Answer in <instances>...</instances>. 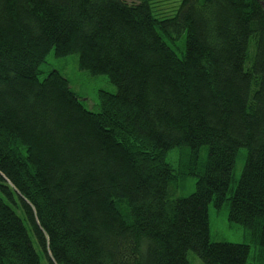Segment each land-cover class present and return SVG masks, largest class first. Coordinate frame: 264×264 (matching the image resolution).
Listing matches in <instances>:
<instances>
[{
    "label": "trees",
    "instance_id": "1",
    "mask_svg": "<svg viewBox=\"0 0 264 264\" xmlns=\"http://www.w3.org/2000/svg\"><path fill=\"white\" fill-rule=\"evenodd\" d=\"M171 1L0 0V264H247L210 202L264 264V0ZM50 52L116 92L88 109Z\"/></svg>",
    "mask_w": 264,
    "mask_h": 264
},
{
    "label": "rangeland",
    "instance_id": "2",
    "mask_svg": "<svg viewBox=\"0 0 264 264\" xmlns=\"http://www.w3.org/2000/svg\"><path fill=\"white\" fill-rule=\"evenodd\" d=\"M174 2L171 0H158L157 6L169 8L164 12L169 13L172 10ZM76 55H68L66 57H55L53 52L46 55L45 61L40 65L42 73L39 78H43L44 74L49 69L59 70L64 77L69 81V86L77 93L80 101L85 107L93 111L98 109V91L103 89L110 93L116 92V87L108 81L105 74L92 75L85 70H80L77 67ZM188 146L178 148L174 147L167 151L166 160L173 168L174 172H178L182 161L188 157ZM245 150L239 148L238 157L235 161L234 176L238 178L243 166V156ZM206 153V147L202 146L199 149V159L203 160ZM195 176L184 175L179 178L175 184L173 197L188 195L194 190ZM228 207L226 202L221 206L215 207L212 202L208 205V225H209V239L211 241H224L232 243H249L251 245V252L247 264H259V260L254 258L256 246L251 242L245 229L238 223L228 221ZM188 258L191 264H201L200 259L193 253L189 252Z\"/></svg>",
    "mask_w": 264,
    "mask_h": 264
}]
</instances>
